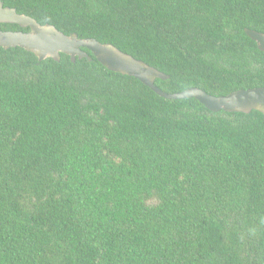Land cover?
<instances>
[{"label": "trees", "instance_id": "obj_1", "mask_svg": "<svg viewBox=\"0 0 264 264\" xmlns=\"http://www.w3.org/2000/svg\"><path fill=\"white\" fill-rule=\"evenodd\" d=\"M169 75L264 87V0H2ZM3 31H29L0 23ZM0 47V264H264V114L164 98L93 53Z\"/></svg>", "mask_w": 264, "mask_h": 264}, {"label": "water", "instance_id": "obj_2", "mask_svg": "<svg viewBox=\"0 0 264 264\" xmlns=\"http://www.w3.org/2000/svg\"><path fill=\"white\" fill-rule=\"evenodd\" d=\"M0 23L17 24L30 29L26 32L0 30V47L6 50L21 47L34 53L39 61L47 58L61 61V54L64 53L75 62L77 58L91 59L85 48L90 50L109 70L137 78L164 98H195L213 111L250 113L257 110L264 114V87L240 89L222 96L209 94L198 87H191L177 93H167L155 82L158 78L168 79L169 75L122 51L112 43H104L96 38H80L76 33L65 34L53 24H42L30 15L19 13L16 8L5 6L2 0H0ZM245 31L264 52V32L249 28Z\"/></svg>", "mask_w": 264, "mask_h": 264}]
</instances>
